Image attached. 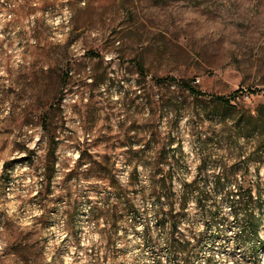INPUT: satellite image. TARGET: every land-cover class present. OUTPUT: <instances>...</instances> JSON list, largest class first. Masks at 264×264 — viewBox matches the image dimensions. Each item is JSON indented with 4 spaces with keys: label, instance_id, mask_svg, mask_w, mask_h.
<instances>
[{
    "label": "rangeland",
    "instance_id": "obj_1",
    "mask_svg": "<svg viewBox=\"0 0 264 264\" xmlns=\"http://www.w3.org/2000/svg\"><path fill=\"white\" fill-rule=\"evenodd\" d=\"M263 253L264 0H0V264Z\"/></svg>",
    "mask_w": 264,
    "mask_h": 264
},
{
    "label": "trees",
    "instance_id": "obj_2",
    "mask_svg": "<svg viewBox=\"0 0 264 264\" xmlns=\"http://www.w3.org/2000/svg\"><path fill=\"white\" fill-rule=\"evenodd\" d=\"M176 83L183 89L187 90V92L192 95V96H205L206 93L204 91H201L200 89L196 88L195 86L191 85L190 83L184 81V80H178L176 81ZM237 91H233L232 93L228 94L227 96H224V95H215V96H212V98L214 100H216L217 102L219 103H222V104H229L230 100L235 96ZM46 180H47V186L50 185V178L46 177ZM169 183H171V180H169ZM165 191V192H164ZM172 191L171 189L168 190V192L166 190H163V189H159L156 191L155 193V197L157 199V201H160L161 199H164L166 198V201L168 202H172L171 201V194H169ZM247 199H251V187H249L248 189V192H247ZM241 198L243 200H245L244 198V195L241 196ZM239 200V199H238ZM238 200L236 199H233V202H238ZM240 201V200H239ZM169 205V204H168ZM165 207L161 204H159L158 206L155 207V213L157 215V217L160 219V222L161 224H163V222L165 221V219L169 216V215H172L175 217L174 215V209L173 208H170L169 212H165ZM255 231V230H254ZM168 243L173 247V249L176 251L177 249H179L180 247H185V245H187V243H181L179 242L178 240L175 239V236H174V233L173 232H170L168 237L166 238Z\"/></svg>",
    "mask_w": 264,
    "mask_h": 264
},
{
    "label": "bare ground",
    "instance_id": "obj_3",
    "mask_svg": "<svg viewBox=\"0 0 264 264\" xmlns=\"http://www.w3.org/2000/svg\"><path fill=\"white\" fill-rule=\"evenodd\" d=\"M263 256H264V253H263Z\"/></svg>",
    "mask_w": 264,
    "mask_h": 264
}]
</instances>
